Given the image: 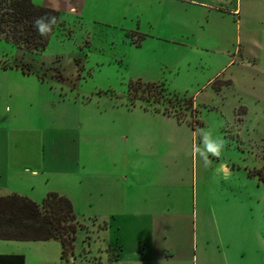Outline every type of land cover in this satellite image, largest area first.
<instances>
[{"label": "rangeland", "instance_id": "1", "mask_svg": "<svg viewBox=\"0 0 264 264\" xmlns=\"http://www.w3.org/2000/svg\"><path fill=\"white\" fill-rule=\"evenodd\" d=\"M46 2L59 7L62 23L36 54L39 60L26 63L31 71L26 93L41 113L82 119L115 103L181 125V141H171L166 153L171 158L179 147L177 163L165 173L158 162L151 169V225L144 216L120 217L113 225L104 212L79 214L77 205L73 211L81 228L61 264H264V184L249 175L264 168V0H249L240 17H219L213 51L188 57L172 43L165 51L153 50L150 29L136 21L83 17L82 9L71 10L66 2ZM131 32L145 35L140 46L131 43ZM15 52L0 40V68L23 64L2 60ZM178 65L180 71H173ZM33 75L45 83L32 85ZM137 79L163 84L165 99L129 100L128 82ZM52 96L69 102L51 107ZM26 106L29 114L37 108ZM119 113L110 116L117 119ZM201 130L224 141L218 158L208 154L210 163L193 156L194 147H202ZM40 194L33 195L37 203ZM119 250L117 260L109 262ZM0 254L23 255L26 264H60L54 240H0Z\"/></svg>", "mask_w": 264, "mask_h": 264}, {"label": "crops", "instance_id": "2", "mask_svg": "<svg viewBox=\"0 0 264 264\" xmlns=\"http://www.w3.org/2000/svg\"><path fill=\"white\" fill-rule=\"evenodd\" d=\"M60 1L76 12L82 9L83 17L90 15L118 24L131 20L139 27L146 25L153 50L158 47L165 51L167 43H172L181 46L186 57L213 51L218 38L215 20L240 17L249 3V0ZM32 2L49 6L46 0ZM50 8L59 11V7ZM39 56L16 48L10 57L3 54L2 60L34 65ZM179 69L180 65L173 71ZM30 75L14 67L0 68V196L15 193L36 201L33 195L41 191V197L56 192L68 196L75 210L78 205L79 214L96 216L93 212L100 210L105 214L101 216L112 219L113 225L120 217L144 216L150 226L151 187L155 186L151 169L158 162L164 172L171 162L177 163L179 147H175L171 158L166 153L170 152L171 141H181L178 138L181 125L139 106L128 109L115 103L106 106L104 114L97 111L93 117L82 119L68 113H41L38 101L30 100L26 93L29 83L26 76ZM34 78L32 85L45 83ZM51 99V107L69 102L54 96ZM27 103L30 108L37 107L32 114L27 113ZM118 112L121 117L112 119L110 113ZM164 134L167 139L162 138ZM158 179L164 181L162 176ZM51 185L64 187L74 195Z\"/></svg>", "mask_w": 264, "mask_h": 264}, {"label": "trees", "instance_id": "3", "mask_svg": "<svg viewBox=\"0 0 264 264\" xmlns=\"http://www.w3.org/2000/svg\"><path fill=\"white\" fill-rule=\"evenodd\" d=\"M50 14L57 18L47 36H41L33 27V20L37 17ZM62 19L60 12L50 7L36 5L32 0H0V40L12 46L39 54L43 52L55 29L60 26ZM131 43L137 47L145 35L138 32L127 34ZM136 36V38H134ZM10 66L2 65V69ZM23 74L29 75L26 63L15 65ZM129 100L158 102L165 99L163 84L143 82L140 79L129 81L127 85ZM179 101H184L179 99ZM180 123L179 118H177ZM251 176L264 184V168L252 171ZM107 223L102 228L106 229ZM81 225L76 220L71 200L59 193L48 192L37 203L32 199L19 194L0 196V240L19 242L57 241L60 245V264L66 252H71L75 233ZM114 250V248H112ZM119 251L113 252L109 262H114ZM0 264H25L23 255L0 254Z\"/></svg>", "mask_w": 264, "mask_h": 264}, {"label": "clouds", "instance_id": "4", "mask_svg": "<svg viewBox=\"0 0 264 264\" xmlns=\"http://www.w3.org/2000/svg\"><path fill=\"white\" fill-rule=\"evenodd\" d=\"M56 21L57 18L55 16L46 14L45 16L35 18L33 20V27L37 30L39 35L47 36L48 33L51 32L52 27L56 24ZM201 132L202 147L195 146L193 149V156L196 158L198 155L203 158L206 163H210V161H208V154L218 158L224 147V141L219 139L213 140L210 131L201 130Z\"/></svg>", "mask_w": 264, "mask_h": 264}]
</instances>
